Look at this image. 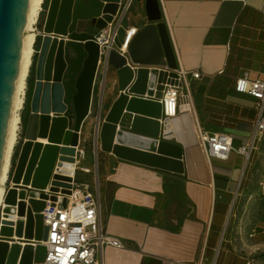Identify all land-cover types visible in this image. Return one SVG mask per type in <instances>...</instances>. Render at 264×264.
<instances>
[{
  "label": "crops",
  "instance_id": "obj_1",
  "mask_svg": "<svg viewBox=\"0 0 264 264\" xmlns=\"http://www.w3.org/2000/svg\"><path fill=\"white\" fill-rule=\"evenodd\" d=\"M133 11L126 26L137 28L130 43L135 44L136 55L144 60L156 56L167 66L161 42L164 33L177 69L197 71L200 78H190L194 114L181 111L168 124V142L181 150L183 174L121 161L102 152V196L97 173L90 186L97 189L107 233L125 245L124 250L108 249L103 262L146 264L147 259H155L160 264H207L214 260L215 264L221 249L220 261L225 264L230 259L231 241L228 227L223 233V225L245 191L239 190L243 175L236 181L245 160L231 153L228 160L212 159L209 165L195 127L199 123L208 132L226 133L235 147L248 142L256 117L255 100L234 87L245 74L252 80H264V0H138ZM157 43L160 50L155 53ZM109 72L112 83L115 77ZM104 83L107 87V79ZM104 83L94 88L83 136L101 92L105 114L118 97V91L104 93ZM95 114L93 129H88L93 134ZM92 158L97 163L96 151ZM258 161L261 176L263 161ZM230 162L240 166L227 174L223 168ZM86 170L89 175L90 168ZM234 193L232 208L229 199Z\"/></svg>",
  "mask_w": 264,
  "mask_h": 264
},
{
  "label": "water",
  "instance_id": "obj_2",
  "mask_svg": "<svg viewBox=\"0 0 264 264\" xmlns=\"http://www.w3.org/2000/svg\"><path fill=\"white\" fill-rule=\"evenodd\" d=\"M28 0H0V164L14 92L19 54L23 38ZM119 0H51L42 26V39L37 52L36 70L26 93L24 114L20 117L24 140L17 162L13 165L11 185L4 197L5 220L0 228V264H32L43 260L45 246L35 248L31 241L45 242L47 227L43 226L40 212L44 202L35 200L30 192L29 207L25 215V189L43 190L47 187L53 167L73 163L78 134L90 115L95 78L97 74L98 46L94 33L104 26L101 15L114 13ZM84 22L94 26V33L80 32ZM160 26V25H159ZM162 47L167 67L176 69L173 52L169 49L166 34L162 33ZM164 42V44H163ZM134 43L129 47L130 62L138 67L133 71L125 58L113 52L109 56L118 97L113 101L102 120L96 118L97 136L101 152L121 161L142 165L173 174H183L181 150L170 144L174 151L163 150L169 144L166 134L169 120L162 119V105L149 100L156 83L165 81L174 73H163L154 67L163 66L160 58L142 59L136 55ZM156 45V44H155ZM160 44L153 47L155 53ZM170 54V59L168 56ZM150 66V67H149ZM154 66V67H152ZM152 67V68H151ZM157 96L160 92L157 91ZM103 102V101H101ZM102 103H100V110ZM25 110V111H24ZM124 111L126 115H124ZM162 122V123H161ZM40 140V141H39ZM41 140H46L45 145ZM35 141V142H34ZM55 180L63 179L55 176ZM54 186L59 183L54 182ZM21 189V191H17ZM17 197L21 200L18 209ZM19 218L11 228L14 215ZM24 239L22 247L9 240Z\"/></svg>",
  "mask_w": 264,
  "mask_h": 264
},
{
  "label": "built area",
  "instance_id": "obj_3",
  "mask_svg": "<svg viewBox=\"0 0 264 264\" xmlns=\"http://www.w3.org/2000/svg\"><path fill=\"white\" fill-rule=\"evenodd\" d=\"M132 3L133 0H119L114 13L100 16L104 26L94 33V43L98 46L97 74L94 87L96 84L101 85L104 82V78L110 70L109 56L113 52L125 58L128 66L133 71L138 67L130 62L128 54L129 45L137 33V28L124 25L128 19ZM154 68L167 73V75L170 73L176 75L175 78L167 76L165 81L156 83L152 97L143 96L145 99L161 103V121L163 119L170 120L181 111H186L191 115L194 114L190 78L198 80L200 74L197 71L186 72L177 68L173 70L167 66ZM101 76H103L102 81L100 80ZM234 90L255 100L256 117L252 122L253 130L248 142L245 145L235 147L230 135L220 132H208L199 123H196L195 127L196 137L209 165L212 159L228 160L231 153H236L245 160V163H248L249 158L255 153L260 161H263L257 194L264 202V80H252L245 74L236 80ZM157 91L160 92V96L156 95ZM101 101H103L102 92L99 96V111ZM96 128L92 137V146L95 150L99 146L95 135ZM85 144L86 140L81 128L78 134L77 146L74 148L73 163H66L65 167H59L58 161H56L45 189H32L31 186L25 189V197L22 200L25 203V215L21 218L24 226L27 207H29L28 201L31 199L29 194L34 192L37 195L35 200L44 202V208L40 215L42 216L43 226L47 227L45 242L31 241L29 243L34 248L38 245L46 248L44 259L34 261L32 264H104V256L108 249L124 250L125 248L120 239L110 236L106 231L97 189L94 190L87 183H77V172H88L80 166L86 153ZM57 175L63 179L55 180L54 177ZM54 182L59 183V185L54 186ZM4 191L5 197L6 190ZM17 191L19 192L21 189ZM20 201L17 197L16 204L13 206L15 210L18 209ZM4 206L3 201L0 206V228L2 227V221L5 220ZM18 219L15 214L13 219L9 220L12 222L11 228L13 230L16 228ZM255 235V232L252 231L249 236L252 238ZM261 236L264 238V229ZM12 242L19 243L22 247L28 243L24 239L17 240L13 238L12 241H8V244L11 245Z\"/></svg>",
  "mask_w": 264,
  "mask_h": 264
},
{
  "label": "rangeland",
  "instance_id": "obj_4",
  "mask_svg": "<svg viewBox=\"0 0 264 264\" xmlns=\"http://www.w3.org/2000/svg\"><path fill=\"white\" fill-rule=\"evenodd\" d=\"M138 0H133L132 7L128 13V16L133 14V10L135 8V5ZM44 3V0H43ZM43 5V4H42ZM43 11V6L41 8ZM45 20V17L43 16V13L41 12L37 24V35H36V42L34 45V56L32 58V64L30 67L29 75L26 81V92H25V99H26V93L29 89L31 78L33 77L35 70H36V64L38 60L36 48H39L40 41L42 39V28L40 26L43 25ZM128 22L126 21L124 25H126ZM80 32H87V33H94L95 29L92 24L89 22H84L80 25L78 28ZM111 72L108 73V77L104 78V82H106L107 79V87L104 83L103 91L104 93H108L112 91L113 94L117 93V86L115 83V80L112 81V83L108 80L110 78ZM103 76H101L100 80L102 81ZM109 95V93H108ZM97 105V104H96ZM25 108V100L23 104V109ZM23 109L19 113V116H22ZM106 111V107L102 104V108L100 110L101 112V118L104 116V111ZM94 112L97 114L99 113V105L95 108ZM93 114L87 121V132L84 136L86 140L85 148L86 153L84 159L81 161V168L87 169L90 168V174L87 175L82 171H78L76 175L77 183H84L87 182L89 185L93 187L94 180H95V173L98 175V184L99 189L102 196V177L99 176V167L103 160V154L99 148L95 150L92 146V137L93 133L88 132V129H93V121L96 117V114ZM24 132L22 130V122L20 120V128L18 131V138H17V144L14 148V152L11 158V164H10V174H9V180L10 182L7 183L4 187L5 190H7L11 186V177L13 175L14 167L13 164L17 162L18 154L20 152L22 142L24 140ZM96 151L97 154V163L93 161L92 155L93 152ZM95 154V153H94ZM258 157L254 153L248 161V164L244 162L242 166L239 165V163H229V166L226 168H223L224 172L227 174H231L234 170V168H238V172L236 175V181H240L243 175L244 180L239 185V190L241 192H244L241 194V196H238L236 206L233 210V212L229 215L227 222L223 225V233H225L226 228L228 227L227 235L230 237L231 241V252L228 253V257L230 258L229 261H227L225 264H246V262H250V264H264V238L261 236V232L264 229V202L260 199V197L257 194V182L260 178V171H261V165L258 163ZM244 168V169H243ZM244 171V172H243ZM166 184L169 183V179H166ZM173 186V185H172ZM171 186V187H172ZM168 191V190H167ZM236 194L230 195V202L232 203V208L234 206V201L236 198ZM254 231L255 236L250 238V233ZM221 250V249H220ZM207 264H214L213 261H209ZM215 264H222L221 261H218V257L216 258Z\"/></svg>",
  "mask_w": 264,
  "mask_h": 264
},
{
  "label": "bare ground",
  "instance_id": "obj_5",
  "mask_svg": "<svg viewBox=\"0 0 264 264\" xmlns=\"http://www.w3.org/2000/svg\"><path fill=\"white\" fill-rule=\"evenodd\" d=\"M42 4L43 0H28L27 2L23 38L19 54L14 92L11 101L10 112L7 121V129L1 155L0 206L4 201V187L7 183L10 182L9 174L11 158L14 152V148L17 144L18 131L20 128L19 113L23 109L26 92V81L32 64V58L35 53L34 45L37 35L36 24L41 13ZM42 142L46 143V140H42ZM163 150L171 153L172 151H174V148L169 143L168 145L165 144Z\"/></svg>",
  "mask_w": 264,
  "mask_h": 264
},
{
  "label": "flooded vegetation",
  "instance_id": "obj_6",
  "mask_svg": "<svg viewBox=\"0 0 264 264\" xmlns=\"http://www.w3.org/2000/svg\"><path fill=\"white\" fill-rule=\"evenodd\" d=\"M50 2H51V0H44V3H43V11H42V13H43V16L45 17V19H46V16L48 14V9H49V6H50ZM23 114H24V112H23Z\"/></svg>",
  "mask_w": 264,
  "mask_h": 264
},
{
  "label": "trees",
  "instance_id": "obj_7",
  "mask_svg": "<svg viewBox=\"0 0 264 264\" xmlns=\"http://www.w3.org/2000/svg\"><path fill=\"white\" fill-rule=\"evenodd\" d=\"M43 6V5H42ZM39 49V48H38ZM38 49L36 48V51H38ZM221 247H223V244L221 245ZM222 251L220 250L219 255H218V261H220L221 258V253ZM146 264H160V261L155 260V259H147V263Z\"/></svg>",
  "mask_w": 264,
  "mask_h": 264
}]
</instances>
